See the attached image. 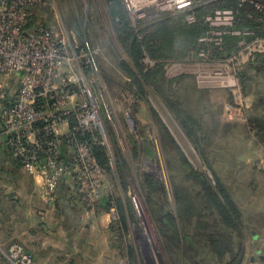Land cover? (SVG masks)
<instances>
[{
    "label": "rangeland",
    "instance_id": "374dc122",
    "mask_svg": "<svg viewBox=\"0 0 264 264\" xmlns=\"http://www.w3.org/2000/svg\"><path fill=\"white\" fill-rule=\"evenodd\" d=\"M112 7L126 14L139 40L149 33L155 19L131 18L122 0H43L44 24L73 48L89 53L97 90L102 84L106 88L98 102L115 123L114 131L108 127L103 147L111 167L99 197L91 202L71 196L70 182V191L62 199L65 190H59L53 207L37 194L30 212L25 208L28 196L22 193L16 209L0 212L6 219L12 213L17 233L0 242V264H9L5 252L13 244L32 252L33 264H263L264 211L258 204L264 201V174L255 190L247 182L256 181L251 173H264V71L253 70L251 63L243 68L247 82L241 83L238 100L229 89H198L192 75L170 72V65L163 63V80L169 86H146L147 97L140 100L127 71L136 73L123 45L127 32L120 18H111ZM144 61L142 55L143 70L149 71ZM168 102L195 119L199 148L183 133ZM154 113L170 136L160 131ZM128 119L132 126L125 129L122 123ZM248 141H254L253 152L261 159L243 167L241 174L234 165L240 157H251L249 148H242ZM186 161L210 184L224 183L238 201L237 228L223 225L182 168ZM180 195L197 206L196 214L183 212ZM33 214L36 223L30 221ZM31 240L36 252L29 247Z\"/></svg>",
    "mask_w": 264,
    "mask_h": 264
},
{
    "label": "built area",
    "instance_id": "2783aa9c",
    "mask_svg": "<svg viewBox=\"0 0 264 264\" xmlns=\"http://www.w3.org/2000/svg\"><path fill=\"white\" fill-rule=\"evenodd\" d=\"M122 1L131 18L152 20L186 13V22L194 24L193 9L203 0ZM237 2L239 8L249 5L256 12L243 15L255 24L254 29L235 28L236 11L217 9L203 19L207 31L198 39L201 47L195 57L162 63L170 65V72L192 75L198 89H229L241 100L243 68L264 55V0ZM42 6L43 0H0V138L11 159L29 176L40 178V195L49 207L55 205L64 179H74L78 194L91 202L99 197L107 173L91 145L104 147L108 127L114 131L115 123L98 102L106 88L102 84L97 90L89 53L73 48L48 28L40 15ZM228 37L239 39L224 55L229 58L214 57L210 49L223 52ZM144 57L150 69L161 63ZM131 126L129 119L122 123L125 129ZM5 253L9 264L34 262L33 255L18 244Z\"/></svg>",
    "mask_w": 264,
    "mask_h": 264
},
{
    "label": "trees",
    "instance_id": "16d2710c",
    "mask_svg": "<svg viewBox=\"0 0 264 264\" xmlns=\"http://www.w3.org/2000/svg\"><path fill=\"white\" fill-rule=\"evenodd\" d=\"M111 9V18L116 19V21H119L118 18H120L123 23L122 27H124L123 29L127 32V36L123 39V45L130 57V64L136 69V73H133V71L129 69H127V71L133 78V86L131 88L136 89L140 100L146 99L147 97L146 86L153 89H159L162 84H164V87L169 86L170 83L163 80V73L161 71L163 61L178 62L196 56V53L201 47L198 44V39L207 31V26L203 21L205 16L213 13L217 9H232L236 11L238 20L235 24V28H244L249 30L254 29L255 24L245 19L243 15L248 13L254 15V13H256L249 5H245L244 8H239L237 0H203L193 9L192 13L195 15L194 24H188L185 21V17L187 15L186 13L176 15L163 14L155 18V20L148 25L150 28L149 33L146 34L142 40H139L129 27L127 22L128 18L125 16L126 14L121 13L115 7H112ZM238 41V38H225V42L227 44L226 50L218 52L215 49H210L211 54L214 57H221L229 54L232 51V45L236 44ZM144 54H146L152 61L161 63H157V65L149 71H144L140 62L141 57ZM250 65L253 70L255 69V66H258L256 69L264 71V55L256 56ZM240 77L242 84H244L245 81L247 82L244 71L241 73ZM168 106L173 108L176 114L181 117H177V119L188 140L199 148L200 143L196 134L197 126L195 119L191 116V114L182 113L177 110L175 104L173 105L168 102ZM153 116L157 119L160 131H162L163 134L170 136L160 118H158V115L154 113ZM91 148L98 164L106 170L107 174H109V161L103 146L91 145ZM180 154L182 155L181 152ZM182 158L184 159L183 155ZM182 168L191 176L192 179L195 180L197 187L200 189L203 197L210 203V206L216 209V213L223 221V225L225 227L237 228L239 226L238 222L241 218L240 213L229 197V194L223 184L219 181H216L215 185L210 184L205 177L196 171L187 161L182 164ZM146 181L148 184L152 183V180L148 177H146ZM65 182H67V184L71 182L74 187V194H70L71 196L78 194L76 181L74 179H64L60 181L58 186V188L60 187V189L65 190L63 191L64 194L62 199H64L68 191H70L69 185ZM180 197L183 212L187 214L193 212L196 214L197 206L194 205L191 207L187 198L182 195H180ZM101 200L103 204L107 201L104 197ZM169 211L171 212V208H169Z\"/></svg>",
    "mask_w": 264,
    "mask_h": 264
},
{
    "label": "crops",
    "instance_id": "0c3cea01",
    "mask_svg": "<svg viewBox=\"0 0 264 264\" xmlns=\"http://www.w3.org/2000/svg\"><path fill=\"white\" fill-rule=\"evenodd\" d=\"M256 67H258V66H255V68ZM0 130H1V128H0ZM253 147H256V145L254 144V141L244 142V144L242 145V148H249L251 157L250 158H244V157L238 158L236 160V164L234 165L235 171H238L240 169L239 171H241V174H242L243 167H245V169H246V167L250 168V165H251L250 163H252V162L257 163L258 159H261V158H258L256 156V154H254L253 149H252ZM253 154L255 156L254 158H252ZM238 163H240L242 166L241 165L238 166ZM238 167H239V169H238ZM251 168H253V165ZM262 174H264V173H262V172H261V174L260 173H256V174L251 173L250 176L253 175V177H254V178L252 177L251 179H256V181H254V182L249 181V182H247V185H249V184L253 185L254 184V186L252 187V189H254V190H255V188H258L260 186V183H261L260 181H262L264 178V177L263 178L261 177ZM65 183L67 184V182H65ZM222 184L228 193V190H227L225 184L224 183H222ZM243 185H245V182ZM59 190L61 191L62 189H60V187L58 188V190L56 192V200H57V196L59 195V192H60ZM40 191H41V180H40V178L32 177V176H29L28 174H26L19 167V165L11 159L8 151L6 150V147L4 144V139L0 138V212H4L7 210L8 211L11 210V212H12L14 209H16L17 203L20 202L19 196L22 193H24L28 196V200L26 199V204H25L27 207H25V208L30 210V212H34L35 208H34L33 204H31L32 199H33L32 197L36 196L37 194H40ZM231 200L234 202L235 205H237V207L239 209V205L237 204L238 201H236L235 199L233 200L232 198H231ZM258 205H259L258 210L264 211V201ZM2 214H4V213H0V242L5 243V242H7L6 240L14 239L17 236V233L14 232V226L13 225L15 224V219L13 218L12 213L9 214L7 219H6V215L2 216ZM39 214H41V213H39ZM30 221L32 223L37 222V218L34 216V214H33V217L31 218ZM29 235L31 236L32 232H30ZM30 238L31 237H29V239ZM35 242L33 240H31V242H30L31 244H29V247L34 252L37 251V249H35ZM30 253L33 255L32 252H30ZM263 264H264V262H263Z\"/></svg>",
    "mask_w": 264,
    "mask_h": 264
}]
</instances>
